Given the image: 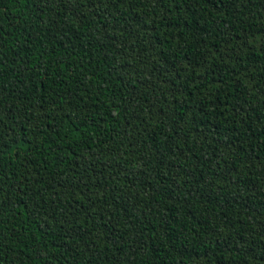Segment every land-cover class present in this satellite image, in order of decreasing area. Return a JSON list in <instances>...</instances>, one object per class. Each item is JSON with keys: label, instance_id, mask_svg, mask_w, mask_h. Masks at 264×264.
I'll list each match as a JSON object with an SVG mask.
<instances>
[{"label": "trees", "instance_id": "16d2710c", "mask_svg": "<svg viewBox=\"0 0 264 264\" xmlns=\"http://www.w3.org/2000/svg\"><path fill=\"white\" fill-rule=\"evenodd\" d=\"M0 264H264V0H0Z\"/></svg>", "mask_w": 264, "mask_h": 264}]
</instances>
